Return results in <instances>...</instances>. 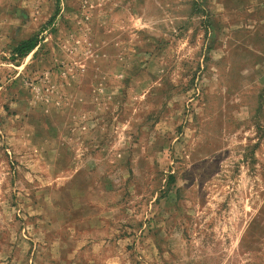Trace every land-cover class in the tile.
Returning <instances> with one entry per match:
<instances>
[{"label": "rangeland", "instance_id": "rangeland-1", "mask_svg": "<svg viewBox=\"0 0 264 264\" xmlns=\"http://www.w3.org/2000/svg\"><path fill=\"white\" fill-rule=\"evenodd\" d=\"M0 264H264V0H0Z\"/></svg>", "mask_w": 264, "mask_h": 264}, {"label": "trees", "instance_id": "trees-1", "mask_svg": "<svg viewBox=\"0 0 264 264\" xmlns=\"http://www.w3.org/2000/svg\"><path fill=\"white\" fill-rule=\"evenodd\" d=\"M54 21V18L49 22L50 24ZM37 45V38L34 37L30 40L23 42L18 48L15 49V54L18 58L26 57Z\"/></svg>", "mask_w": 264, "mask_h": 264}]
</instances>
